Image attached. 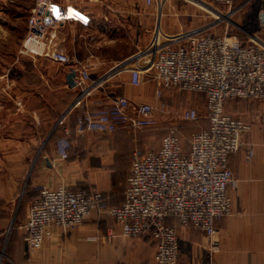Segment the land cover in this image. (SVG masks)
<instances>
[{
  "label": "crops",
  "instance_id": "obj_1",
  "mask_svg": "<svg viewBox=\"0 0 264 264\" xmlns=\"http://www.w3.org/2000/svg\"><path fill=\"white\" fill-rule=\"evenodd\" d=\"M53 1L61 3L69 14L68 42L59 28H55L53 40L59 49H67L70 62L27 55L12 62L13 66L29 65L20 75L14 72L15 66L0 74V243L6 238L0 264H155L152 240L123 235L104 206L117 207L124 202L131 153L137 145L157 149L161 139L158 129L120 127L111 135H93L76 133L74 122L85 109L108 103L116 95L154 101L156 83L150 74H144L145 93L133 96L129 71H117L116 65L144 47L155 30L174 34L207 25L212 19L201 11L203 7L198 9L200 4L193 7L188 0ZM262 11L258 19L264 26ZM74 62L92 64V79H104L69 114L72 147L69 157L59 161L54 158L55 123L77 93L65 79ZM54 63L59 71H48ZM74 90L65 104V92ZM232 114L250 128L243 133L240 148L229 156L237 183L229 190L232 213L216 220L219 249L210 251L200 231L181 227L176 218H170L180 236L177 264H264V99L241 100ZM248 149L253 151L250 157ZM58 186L86 193L98 190L103 206L72 228L48 226L41 247L29 252L19 225L41 189ZM17 199L20 201L11 212ZM15 221L19 222L17 229L7 233L5 226L12 223L13 227Z\"/></svg>",
  "mask_w": 264,
  "mask_h": 264
},
{
  "label": "built area",
  "instance_id": "obj_2",
  "mask_svg": "<svg viewBox=\"0 0 264 264\" xmlns=\"http://www.w3.org/2000/svg\"><path fill=\"white\" fill-rule=\"evenodd\" d=\"M235 1L201 0L207 6H225L228 11ZM68 18L67 9L59 3L34 0L19 52L68 64L69 56L53 40V29ZM213 25L174 34L155 30L144 47L116 65L117 71H129L133 96L145 93L144 74H150L156 83L154 101L120 94L76 117V133H111L120 127L150 129L160 120H169L157 149L132 151L124 202L117 207L104 206L123 235L152 240L155 264H177L180 236L176 226L166 223L169 215L177 216L181 227L200 231L210 251L219 249L216 220L232 213L229 190L237 183L229 156L240 148L242 135L250 128L245 120L227 112L224 102L227 98L264 99V42L254 35L243 40L237 32L216 33ZM70 68L75 70L77 93L55 123L54 158L59 161L69 157V114L104 79H92L90 63L74 62ZM175 88L199 92L205 98L207 124L192 131L185 146L176 121L194 122L198 113L190 106L169 108L164 94ZM252 153L248 149L247 157ZM101 206L103 197L98 190L41 189L20 224L27 250L41 247L48 226L72 228Z\"/></svg>",
  "mask_w": 264,
  "mask_h": 264
},
{
  "label": "rangeland",
  "instance_id": "obj_3",
  "mask_svg": "<svg viewBox=\"0 0 264 264\" xmlns=\"http://www.w3.org/2000/svg\"><path fill=\"white\" fill-rule=\"evenodd\" d=\"M188 1V3H191L193 5V7L198 8L195 1ZM203 1L207 2V0ZM33 2L34 0H0V74L5 72L8 67H11L10 71H13L12 68H14L15 66L16 69H14V72H16L17 75H20L23 72L22 69L29 66L28 64L24 63L22 64V66L18 65V63L13 66L12 62L17 57H28L27 55H34L30 53L21 54L19 52L21 44L24 40V35L26 33L27 18ZM59 4L62 5L61 3ZM200 8L203 10H201ZM213 8H215L218 12L210 9V7L208 8L205 6H201L198 8L201 11L208 12L206 13L207 19H212V23H214V25L212 26L213 31H215L216 33H223L224 31L237 32L243 40H247L248 37L254 35L264 42V26L259 22L258 19L259 10L264 9V0H236L232 5L230 11L227 10V7L222 5H214ZM66 23L67 21L57 24L55 28H59L58 31L60 30L64 33L65 37H63V39H65V42H68L66 31L68 30L69 26ZM53 30L55 31V29ZM60 50L64 52L67 51L66 48H60ZM58 67L59 65L57 63H54L52 68H50L48 71H59ZM241 100L242 99L230 100L227 105L224 104L225 110L230 111V107L233 106L234 103H237ZM164 101L169 104L170 109H177L178 106L182 105L190 106L197 110L198 118L196 121H176L180 126L179 136L181 138V143L183 146H185L188 142L190 133L192 131L198 130L201 127H204L207 124L206 110L204 106L205 98L199 92L184 91L175 88L170 91H166ZM159 122L160 123L157 126H154L153 129H158L157 131H159V135L161 137L170 122L169 120H160ZM92 134L94 135V133ZM135 149L141 148L139 145H137ZM20 199L14 201L11 207V212L16 209V204L18 205V201H20ZM14 217H16V215ZM5 228L7 233H9L12 228V223L10 225H6ZM7 233L6 235L8 236ZM4 239L0 243V254L4 253L6 238Z\"/></svg>",
  "mask_w": 264,
  "mask_h": 264
},
{
  "label": "trees",
  "instance_id": "obj_4",
  "mask_svg": "<svg viewBox=\"0 0 264 264\" xmlns=\"http://www.w3.org/2000/svg\"><path fill=\"white\" fill-rule=\"evenodd\" d=\"M74 94H75V90H74V91H67V92H65V100H64V103L67 104L68 101L72 98V96H73ZM230 100H234V98H233V99H231V98H227V99L225 100L224 104L227 105V104L229 103ZM237 103H238V102H237ZM237 103H234V105L230 107V111H229V110H226V111L232 113V110H234L235 105H236ZM76 117H77V116H76ZM74 121H75V118H74ZM74 127H75V122H74ZM74 129H75V128H74ZM115 131H116V130H115ZM113 132H114V131H113ZM113 132H111V133H113ZM92 133H94V134L97 133V134H101V135H109V134H111V133H107V132H92ZM70 135H71V129H70V131H69V139L71 140ZM71 147H72V142H71V146H70V148L68 149V153L70 152ZM140 148H141V147H140ZM141 149L144 150V148H141ZM69 154H70V153H69ZM131 158H132V153H131ZM32 200H33V199H32ZM32 200H31V201H32ZM170 218H176L177 222L180 223V222H179V219H178L177 216L169 215V216L167 217V219H166V223H167V224L171 225V224L169 223V221H168V219H170ZM18 225H19V222L15 221V223L13 224V227H12V229H11V233L17 229L16 227H17ZM19 226H20V225H19ZM20 233H21V237H22V239H23V237H24V231H23V229H20ZM23 240H24V239H23Z\"/></svg>",
  "mask_w": 264,
  "mask_h": 264
},
{
  "label": "water",
  "instance_id": "obj_5",
  "mask_svg": "<svg viewBox=\"0 0 264 264\" xmlns=\"http://www.w3.org/2000/svg\"><path fill=\"white\" fill-rule=\"evenodd\" d=\"M260 18H261V20H262V22L264 24V11L261 12ZM74 76H75V70L73 68H70L69 71L65 75L66 83L70 87H74L75 86Z\"/></svg>",
  "mask_w": 264,
  "mask_h": 264
},
{
  "label": "bare ground",
  "instance_id": "obj_6",
  "mask_svg": "<svg viewBox=\"0 0 264 264\" xmlns=\"http://www.w3.org/2000/svg\"><path fill=\"white\" fill-rule=\"evenodd\" d=\"M193 1H195L196 3H198V4H200V6H205V7H210V9H212V10H214L215 12H218V11H216V9L215 8H213L212 6H207V4L205 5L203 2H201V1H199V0H193ZM199 1V2H198Z\"/></svg>",
  "mask_w": 264,
  "mask_h": 264
}]
</instances>
